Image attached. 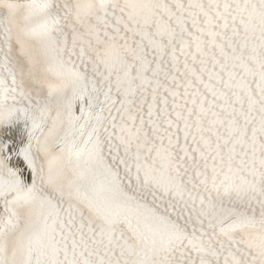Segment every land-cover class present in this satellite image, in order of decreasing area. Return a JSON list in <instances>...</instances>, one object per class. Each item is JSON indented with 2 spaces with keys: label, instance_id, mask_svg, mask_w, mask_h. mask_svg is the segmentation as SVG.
I'll return each instance as SVG.
<instances>
[{
  "label": "snow or ice",
  "instance_id": "6c2138e0",
  "mask_svg": "<svg viewBox=\"0 0 264 264\" xmlns=\"http://www.w3.org/2000/svg\"><path fill=\"white\" fill-rule=\"evenodd\" d=\"M0 264H264V0H0Z\"/></svg>",
  "mask_w": 264,
  "mask_h": 264
}]
</instances>
